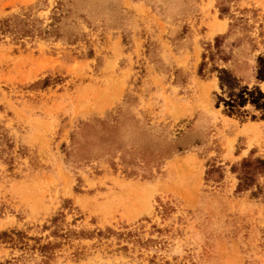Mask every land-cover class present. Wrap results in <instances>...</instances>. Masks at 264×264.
I'll use <instances>...</instances> for the list:
<instances>
[{
	"label": "rangeland",
	"instance_id": "obj_1",
	"mask_svg": "<svg viewBox=\"0 0 264 264\" xmlns=\"http://www.w3.org/2000/svg\"><path fill=\"white\" fill-rule=\"evenodd\" d=\"M258 157L264 0H0V264H264Z\"/></svg>",
	"mask_w": 264,
	"mask_h": 264
},
{
	"label": "trees",
	"instance_id": "obj_2",
	"mask_svg": "<svg viewBox=\"0 0 264 264\" xmlns=\"http://www.w3.org/2000/svg\"><path fill=\"white\" fill-rule=\"evenodd\" d=\"M255 161L260 165V169L261 170H257V172L259 173H263L264 172V158H256ZM250 162L249 159H243L242 160V164L243 165H246ZM249 173V170H241V173H240V176H239V179H240V184L239 186H242L243 184H247V180L250 179V175L248 174ZM241 182H242V185H241Z\"/></svg>",
	"mask_w": 264,
	"mask_h": 264
}]
</instances>
